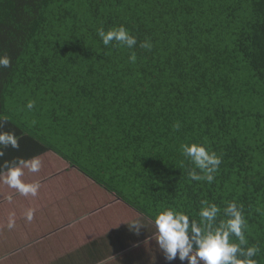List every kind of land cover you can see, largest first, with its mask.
Wrapping results in <instances>:
<instances>
[{
    "label": "trees",
    "instance_id": "16d2710c",
    "mask_svg": "<svg viewBox=\"0 0 264 264\" xmlns=\"http://www.w3.org/2000/svg\"><path fill=\"white\" fill-rule=\"evenodd\" d=\"M121 24L137 46L106 48L97 29ZM5 54L8 159L53 151L152 220L236 201L264 264V0H0ZM191 142L222 158L211 184L188 178Z\"/></svg>",
    "mask_w": 264,
    "mask_h": 264
},
{
    "label": "crops",
    "instance_id": "0c3cea01",
    "mask_svg": "<svg viewBox=\"0 0 264 264\" xmlns=\"http://www.w3.org/2000/svg\"><path fill=\"white\" fill-rule=\"evenodd\" d=\"M7 152L12 151L6 149L3 159H8ZM39 156L41 170L25 177L40 182L36 197L0 184V264H187L178 258L166 261L152 239L153 220L139 208L53 151ZM8 194L14 197L11 204L5 199ZM29 207L36 209L30 223L23 215ZM11 211L16 227L8 230ZM134 219L145 225L139 235L126 224Z\"/></svg>",
    "mask_w": 264,
    "mask_h": 264
},
{
    "label": "clouds",
    "instance_id": "9594fccd",
    "mask_svg": "<svg viewBox=\"0 0 264 264\" xmlns=\"http://www.w3.org/2000/svg\"><path fill=\"white\" fill-rule=\"evenodd\" d=\"M97 35L106 48L112 46L131 50L137 46L136 36L132 35L123 24L107 31L101 26L97 29ZM139 47L150 51L153 45L150 39L145 38ZM128 59L130 63H136V52L131 51ZM10 65L11 58L6 54L0 55V68H8ZM35 103L34 100H29L25 107L31 111ZM5 122L8 121L0 118V129H3ZM32 123L34 124L35 121ZM180 127L179 122L173 125L174 130H179ZM20 139L21 137L13 131L0 130V160H2L0 184L14 189L21 196L36 197L41 187L40 182H29L25 177L29 173H38L41 170V157L35 155L30 158L3 159L6 149H19ZM180 147L182 155L192 165L187 171L189 180L211 184L222 163L221 156L205 143H184ZM13 198V194L5 197L9 204L13 202ZM35 212V208L26 209L23 214L25 220L32 222ZM126 224L136 235L140 234L141 228H145L141 219H134ZM153 224L155 232L152 233V239L156 241L168 262L178 258L181 262L187 261V264H258L254 257L258 255L260 249L255 244L249 245L245 235L248 223L243 205L236 201L228 202L221 209L216 203L203 199L200 201L196 217L183 210L167 206L157 212ZM6 227L8 230L16 227L15 211L9 212Z\"/></svg>",
    "mask_w": 264,
    "mask_h": 264
}]
</instances>
